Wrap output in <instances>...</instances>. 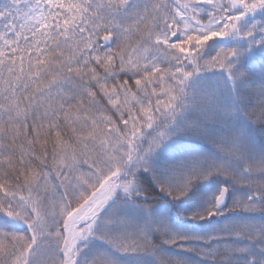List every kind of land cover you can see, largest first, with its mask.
Segmentation results:
<instances>
[{
    "label": "snow or ice",
    "instance_id": "obj_1",
    "mask_svg": "<svg viewBox=\"0 0 264 264\" xmlns=\"http://www.w3.org/2000/svg\"><path fill=\"white\" fill-rule=\"evenodd\" d=\"M0 264H264V0H0Z\"/></svg>",
    "mask_w": 264,
    "mask_h": 264
}]
</instances>
